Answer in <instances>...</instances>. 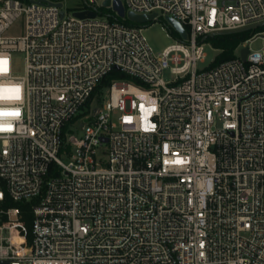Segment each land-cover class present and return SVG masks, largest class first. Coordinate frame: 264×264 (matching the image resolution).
Returning <instances> with one entry per match:
<instances>
[{"label": "built area", "instance_id": "1", "mask_svg": "<svg viewBox=\"0 0 264 264\" xmlns=\"http://www.w3.org/2000/svg\"><path fill=\"white\" fill-rule=\"evenodd\" d=\"M106 1L0 0V264H264V52L197 70L264 0ZM129 12L187 38L156 56Z\"/></svg>", "mask_w": 264, "mask_h": 264}, {"label": "rangeland", "instance_id": "2", "mask_svg": "<svg viewBox=\"0 0 264 264\" xmlns=\"http://www.w3.org/2000/svg\"><path fill=\"white\" fill-rule=\"evenodd\" d=\"M30 2V0H27ZM65 10L69 12H75L80 10L85 4L84 0H61ZM104 14H114V10L104 9ZM143 35L145 36L148 45L152 49L153 53L158 56L164 52L169 46L177 43L178 37L175 32H171V28L166 24L164 19H159L151 23H146L142 25ZM24 25L22 21L17 22L8 32H6L7 37L19 38L23 36ZM264 33H258L252 36L254 39L250 44V49L252 52H264ZM206 58L204 62H198L197 70L203 72L212 68L216 58L220 54L210 42H206L205 46ZM14 73L16 76H24L25 74V56L23 53H16L14 55ZM115 80L122 79L121 74H116ZM125 79V78H124ZM162 79L166 84H173L176 80V76L171 73L170 68L165 70ZM129 80V79H127ZM106 92L103 93V96ZM102 98H100L101 100ZM94 107H97L93 105ZM98 108V107H97ZM87 120H76L72 121L67 125L66 137L68 135H75L77 138L83 136V127L86 125ZM62 159L67 162V157H62Z\"/></svg>", "mask_w": 264, "mask_h": 264}, {"label": "trees", "instance_id": "3", "mask_svg": "<svg viewBox=\"0 0 264 264\" xmlns=\"http://www.w3.org/2000/svg\"><path fill=\"white\" fill-rule=\"evenodd\" d=\"M126 24L134 25L130 21H126ZM258 33H264V26L257 27L255 29H243L231 33L209 37L207 39V42H210L217 50L220 51V54L216 58L212 68L234 59L237 48ZM115 76L116 73L114 72L106 80H104L103 84L98 89V93L103 87L110 84Z\"/></svg>", "mask_w": 264, "mask_h": 264}, {"label": "water", "instance_id": "4", "mask_svg": "<svg viewBox=\"0 0 264 264\" xmlns=\"http://www.w3.org/2000/svg\"><path fill=\"white\" fill-rule=\"evenodd\" d=\"M110 5H111L110 0H107L104 3L105 7H110ZM114 10L118 12L120 17H122V18L126 17L124 7H123V5H122V3L120 1H115L114 2ZM76 16L79 17V18H83V19L84 18H95L96 14L94 12H83V13H77ZM127 19L130 22H132V23L139 24V25H144L146 23L153 22L154 19H155V15H136V14H134L132 12H129L127 14ZM165 22L169 26V28H171L175 32L179 33L183 39L187 38V32H186V30L184 29V27L182 26L181 23H179L178 21H176V20H174L173 18H170V17L166 18ZM261 26H264V24H259V25H256V26H252V27L247 28V29H251V28L255 29V28L261 27ZM229 33H231V32H229ZM214 36H216V35H212L211 37H214ZM248 53H249V48H244L241 51V58H242L243 61H246Z\"/></svg>", "mask_w": 264, "mask_h": 264}]
</instances>
